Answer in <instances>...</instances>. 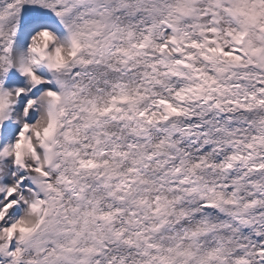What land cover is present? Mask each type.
<instances>
[{
	"label": "snow or ice",
	"instance_id": "1",
	"mask_svg": "<svg viewBox=\"0 0 264 264\" xmlns=\"http://www.w3.org/2000/svg\"><path fill=\"white\" fill-rule=\"evenodd\" d=\"M0 264H264V0H0Z\"/></svg>",
	"mask_w": 264,
	"mask_h": 264
}]
</instances>
